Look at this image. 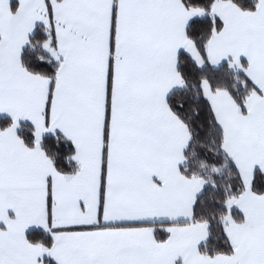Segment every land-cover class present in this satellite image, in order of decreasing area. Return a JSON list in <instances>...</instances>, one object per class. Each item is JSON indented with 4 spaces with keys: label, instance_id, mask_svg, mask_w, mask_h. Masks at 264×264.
<instances>
[{
    "label": "snow or ice",
    "instance_id": "1",
    "mask_svg": "<svg viewBox=\"0 0 264 264\" xmlns=\"http://www.w3.org/2000/svg\"><path fill=\"white\" fill-rule=\"evenodd\" d=\"M0 264H264V0H0Z\"/></svg>",
    "mask_w": 264,
    "mask_h": 264
}]
</instances>
